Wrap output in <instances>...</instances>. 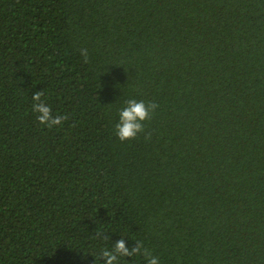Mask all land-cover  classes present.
<instances>
[{
	"label": "trees",
	"instance_id": "obj_1",
	"mask_svg": "<svg viewBox=\"0 0 264 264\" xmlns=\"http://www.w3.org/2000/svg\"><path fill=\"white\" fill-rule=\"evenodd\" d=\"M131 99L158 108L121 142ZM121 238L264 264V0H0V264H103Z\"/></svg>",
	"mask_w": 264,
	"mask_h": 264
},
{
	"label": "clouds",
	"instance_id": "obj_2",
	"mask_svg": "<svg viewBox=\"0 0 264 264\" xmlns=\"http://www.w3.org/2000/svg\"><path fill=\"white\" fill-rule=\"evenodd\" d=\"M84 62H88L87 49H81ZM44 91H37L32 95V110L36 113L37 122L49 130L55 126L62 125L68 119L67 115H53L52 108L43 100ZM158 105L154 102L145 103L131 99L127 101L126 107L119 112V122L115 125V134L121 142L135 140L139 134L145 131V122L152 118ZM150 134L145 136L150 140ZM97 239L109 240L106 233L99 229L95 233ZM143 256L147 264H159V258L151 254L142 242H136L135 246L129 249L126 240L121 238L112 244V247L103 248L99 254V261L103 264H119L121 257Z\"/></svg>",
	"mask_w": 264,
	"mask_h": 264
}]
</instances>
